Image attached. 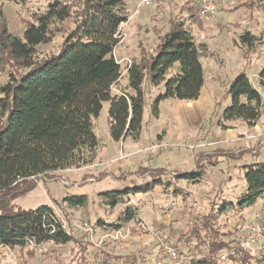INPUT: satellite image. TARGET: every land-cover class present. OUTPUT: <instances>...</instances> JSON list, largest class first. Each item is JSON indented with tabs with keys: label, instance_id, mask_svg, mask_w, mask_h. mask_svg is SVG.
<instances>
[{
	"label": "rangeland",
	"instance_id": "obj_1",
	"mask_svg": "<svg viewBox=\"0 0 264 264\" xmlns=\"http://www.w3.org/2000/svg\"><path fill=\"white\" fill-rule=\"evenodd\" d=\"M225 4L213 16L198 14L191 18V0H168L151 6H138V0H126L129 19L120 27L122 40L114 51L121 65L122 75L112 93L126 91L127 68L130 63L156 54L162 37L173 22H182L191 33L201 53L204 87L195 101L168 99L160 106L158 118L152 116V101L164 91V84L157 87L144 83L145 104L140 138L114 142L109 136L108 109L103 108L94 121L99 139L96 160L86 166L71 168L41 178L37 187L14 203L22 209L50 205L63 221L73 241L67 245L44 244L36 249L2 250L0 264H168L166 248L172 247L192 260L200 257L205 248H196L197 239L191 236L192 228L215 211L224 209L216 220V227L228 240L236 244L238 237L255 221L264 232V196L247 209L238 211L226 207L236 204L244 189L241 167L264 161V112L253 127L236 121L225 123L221 115L230 106V98L223 99L234 78L244 73L251 85L259 91L264 102V88L259 85V74L264 69V1H254L252 8L242 6V0H224ZM50 0H28L18 5L0 0V22L8 32L22 38L27 24L44 11ZM193 5H196L193 2ZM72 27L65 24L63 29ZM249 32L259 38L253 48H246L239 37ZM64 32L53 33L49 44L37 46L39 58L60 52ZM124 52V54H123ZM178 69L175 64L167 73L172 77ZM7 77L0 68V85ZM217 153H229L215 158ZM201 154H210L217 165L204 166L200 184L192 185L171 178L174 173H191L197 167ZM234 157V158H227ZM164 169V181L171 180L187 195L172 196L156 187L148 195L130 196L126 204L111 207L100 198V193L124 190L150 182L151 178L139 176L143 169ZM106 173L102 180H97ZM51 182L49 189L47 184ZM85 195L84 208L57 207L68 191ZM66 190V191H65ZM68 190V191H67ZM135 213L131 221H122L126 211ZM98 220L119 225L118 230H108L96 225ZM198 229V228H195ZM200 231V235H203ZM256 251L264 250V242L255 245ZM34 251V255L29 253Z\"/></svg>",
	"mask_w": 264,
	"mask_h": 264
},
{
	"label": "trees",
	"instance_id": "obj_2",
	"mask_svg": "<svg viewBox=\"0 0 264 264\" xmlns=\"http://www.w3.org/2000/svg\"><path fill=\"white\" fill-rule=\"evenodd\" d=\"M26 5L28 0H3ZM255 0H242V6L252 8ZM262 2L264 0H256ZM191 7V18L197 17ZM129 19L126 0H50L46 9L28 23L22 38L12 36L0 22V68L7 81L0 85V253L2 250H20L44 244L67 245L73 241L63 221L49 205L22 209L14 202L33 191L41 178L71 168L92 164L96 158L99 139L94 121L104 103H109V136L114 142L140 138L145 104L144 83L152 87L164 84L163 93L152 101V116L158 118L160 104L168 99L195 101L204 86L201 53L193 36L182 22H173L162 37L155 55L131 62L127 68L126 91L113 94L112 89L121 79V65L114 51L122 40L120 27ZM65 24L72 27L63 29ZM64 32L61 50L56 55L38 57L37 46L49 44L53 33ZM240 43L253 48L259 38L244 32ZM178 64L174 75L166 79L171 68ZM259 85L264 88V69L259 74ZM231 104L222 115L225 123L240 121L253 127L264 112L261 94L244 73L238 74L229 85L224 98ZM232 154V153H231ZM201 154L197 167L191 173H174L171 178L188 184H200L207 161L216 166L212 157ZM227 158H234L229 157ZM244 189L236 204L226 207L244 210L254 206L264 196V161L241 167ZM139 176H148L150 182L124 190L100 193L105 204L115 207L126 204L130 196L148 195L156 187L172 196H186L171 180L164 181V169L143 168ZM101 173L97 180H102ZM85 195H66L55 205L70 209L84 208ZM225 208L215 207L203 217L190 234L197 239L196 248L204 252L191 264H264V250L249 255L228 240L216 227V220ZM224 212V213H223ZM223 213V214H222ZM135 213L126 211L122 221H131ZM98 227L118 230L117 224L101 220ZM198 228V229H195ZM203 231V235H200ZM226 252L225 261L220 260ZM34 255V251L29 253Z\"/></svg>",
	"mask_w": 264,
	"mask_h": 264
},
{
	"label": "built area",
	"instance_id": "obj_3",
	"mask_svg": "<svg viewBox=\"0 0 264 264\" xmlns=\"http://www.w3.org/2000/svg\"><path fill=\"white\" fill-rule=\"evenodd\" d=\"M168 0H138V6H151ZM193 2L196 5H193ZM192 6L196 7L198 14L204 18L213 16L225 4L224 0H191ZM131 64V63H130ZM130 66V65H129ZM264 242L263 227L259 221H255L244 233L238 237L237 245L249 255H256L255 245ZM226 252L220 256L221 261H225ZM166 259L168 264H191V257H187L172 247L166 248Z\"/></svg>",
	"mask_w": 264,
	"mask_h": 264
},
{
	"label": "crops",
	"instance_id": "obj_4",
	"mask_svg": "<svg viewBox=\"0 0 264 264\" xmlns=\"http://www.w3.org/2000/svg\"><path fill=\"white\" fill-rule=\"evenodd\" d=\"M190 5H192V3H190ZM123 54H124V52H123ZM204 87V86H203ZM202 91H203V88L201 89V92L200 93H202ZM200 97V96H199ZM51 182H49V184H47V186H48V188L50 189L51 187V184H50ZM66 191V190H65ZM68 191V190H67ZM68 194L67 195H76V193H73L72 191H71V189H70V191H68L67 192ZM66 196V195H65ZM46 205H48V204H46ZM50 206V205H49Z\"/></svg>",
	"mask_w": 264,
	"mask_h": 264
}]
</instances>
